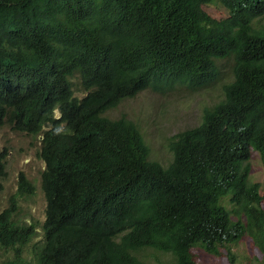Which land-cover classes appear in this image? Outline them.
<instances>
[{
	"label": "trees",
	"instance_id": "obj_1",
	"mask_svg": "<svg viewBox=\"0 0 264 264\" xmlns=\"http://www.w3.org/2000/svg\"><path fill=\"white\" fill-rule=\"evenodd\" d=\"M220 4L224 18L204 7ZM230 60L233 80L199 124L176 133L166 166L133 121L104 114L149 85L204 87ZM78 76L85 95L74 96ZM40 138L44 239L34 264H208L244 239L264 264V0H0V126ZM19 196L33 185L20 173ZM17 200V199H16ZM0 212L3 264L36 236Z\"/></svg>",
	"mask_w": 264,
	"mask_h": 264
},
{
	"label": "rangeland",
	"instance_id": "obj_2",
	"mask_svg": "<svg viewBox=\"0 0 264 264\" xmlns=\"http://www.w3.org/2000/svg\"><path fill=\"white\" fill-rule=\"evenodd\" d=\"M205 11L212 17L221 19L226 16L224 8L214 3L206 5ZM219 75L216 80L204 87L191 89L185 84L156 87L149 85L135 97L123 100L117 107L105 113V117L118 119L125 117L133 121L149 147V158L163 166L172 161L169 148L170 139L178 132L199 124L202 111L223 99L222 88L233 80L230 60L217 63ZM75 96H83L77 77L72 79ZM40 138L19 131L9 126H0V212L16 200L18 212L16 218L31 222L37 230L35 238L22 251L24 260L36 263L37 253L43 244L42 229L45 220V197L41 187V175L45 165L40 158ZM250 180L261 184L264 190V160L254 151L249 159ZM23 173L33 185L34 192L18 196V176ZM237 264H251L254 258H260L244 239L232 248ZM197 263L228 264L226 253L207 254L197 248L191 249ZM147 253L149 264H159L165 257L160 253ZM14 260L13 251L0 250V264Z\"/></svg>",
	"mask_w": 264,
	"mask_h": 264
},
{
	"label": "clouds",
	"instance_id": "obj_3",
	"mask_svg": "<svg viewBox=\"0 0 264 264\" xmlns=\"http://www.w3.org/2000/svg\"><path fill=\"white\" fill-rule=\"evenodd\" d=\"M74 77H77L78 80H79V83H80V79H79V77H78V76H74ZM74 77H73V78H74ZM73 78H72V79H73ZM72 79H71V83H72ZM80 86H81V83H80ZM72 87H73V84H72ZM81 88H82V86H81ZM82 91H83V93H84V94H83V96H84V95H85V92H84L83 88H82ZM73 92H74V91H73ZM74 96H75V94H74ZM83 96H81V97H83ZM75 97H77V96H75ZM81 97H77V98H81ZM129 99H130V98H129ZM118 105H119V104H118ZM118 105H117V106H118ZM117 106H116V107H117ZM107 112H108V111H107ZM107 112H106V113H107ZM104 115H105V114H104ZM104 117H105V116H104ZM106 118H107V117H106ZM109 119H110V118H109ZM118 119H119V118H118ZM113 120H115V119H113ZM4 126H5V125H4ZM44 165H45V164H44ZM44 169H45V168H44ZM22 174H23V173H22ZM23 175H24V174H23ZM24 176H25V175H24ZM25 178H26V177H25ZM26 179H27V178H26ZM18 181H19V176H18ZM41 181H42V175H41ZM18 186H19V185H18Z\"/></svg>",
	"mask_w": 264,
	"mask_h": 264
}]
</instances>
